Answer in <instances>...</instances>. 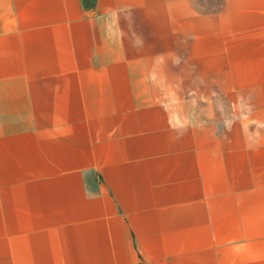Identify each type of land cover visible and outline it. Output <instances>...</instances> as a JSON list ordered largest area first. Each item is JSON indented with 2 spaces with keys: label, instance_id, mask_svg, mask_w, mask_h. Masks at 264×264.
Segmentation results:
<instances>
[{
  "label": "crops",
  "instance_id": "0c3cea01",
  "mask_svg": "<svg viewBox=\"0 0 264 264\" xmlns=\"http://www.w3.org/2000/svg\"><path fill=\"white\" fill-rule=\"evenodd\" d=\"M0 0V264H264V0Z\"/></svg>",
  "mask_w": 264,
  "mask_h": 264
},
{
  "label": "rangeland",
  "instance_id": "374dc122",
  "mask_svg": "<svg viewBox=\"0 0 264 264\" xmlns=\"http://www.w3.org/2000/svg\"><path fill=\"white\" fill-rule=\"evenodd\" d=\"M217 2H218V0H214V1H213V3H217Z\"/></svg>",
  "mask_w": 264,
  "mask_h": 264
}]
</instances>
